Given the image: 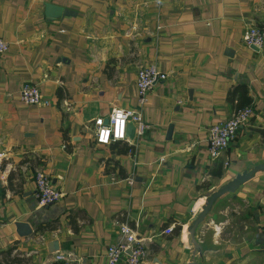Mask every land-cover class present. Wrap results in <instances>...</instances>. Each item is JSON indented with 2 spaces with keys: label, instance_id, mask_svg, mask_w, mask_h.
<instances>
[{
  "label": "crops",
  "instance_id": "obj_1",
  "mask_svg": "<svg viewBox=\"0 0 264 264\" xmlns=\"http://www.w3.org/2000/svg\"><path fill=\"white\" fill-rule=\"evenodd\" d=\"M46 4L71 14L47 19ZM250 26L264 27V0H0V264H106L121 224L142 264H185L204 194L264 163V45L241 42ZM149 66L166 76L140 110L150 130L131 155L96 145L93 120L137 109L135 74ZM23 84L49 107L22 104ZM240 88L252 117L212 161L206 129L238 109ZM38 171L61 193L43 208ZM198 236L196 264H264V173L216 200Z\"/></svg>",
  "mask_w": 264,
  "mask_h": 264
},
{
  "label": "built area",
  "instance_id": "obj_2",
  "mask_svg": "<svg viewBox=\"0 0 264 264\" xmlns=\"http://www.w3.org/2000/svg\"><path fill=\"white\" fill-rule=\"evenodd\" d=\"M241 42L245 46L259 50L264 45V31L258 27L250 26L243 32ZM6 49V43L0 40V55ZM165 78L166 76L158 72L153 66L138 69L134 80L137 109H112L105 118L94 119L92 122L94 143L99 146H107L116 142H124L128 146L126 153L131 155L133 143L126 138V124L131 123L133 126V138H140L150 130V126L142 120L140 110L146 104L147 94L152 86L157 82L164 81ZM18 98L22 104L37 108H46L50 105L37 87L32 84H23L18 90ZM251 117V108L244 106L235 109L225 121L209 125L206 129L208 158L212 161L218 159L229 143L233 141L237 131L247 124ZM3 157V154H0V159ZM110 181H116L114 174H110ZM124 181L128 186H131L132 180L130 178ZM33 185L35 203L39 208L50 206L61 197V193L50 186L49 180L40 171L34 172ZM171 232V226L162 231L165 235H169ZM104 254L106 264H142L147 257V250L136 239L134 231L127 225L121 224L118 226L115 241L106 246ZM52 264L82 263L69 255L55 253Z\"/></svg>",
  "mask_w": 264,
  "mask_h": 264
},
{
  "label": "water",
  "instance_id": "obj_3",
  "mask_svg": "<svg viewBox=\"0 0 264 264\" xmlns=\"http://www.w3.org/2000/svg\"><path fill=\"white\" fill-rule=\"evenodd\" d=\"M44 9L47 19L59 16H69L71 14V12L67 10L47 4L44 6ZM125 135L129 140L133 138V126L131 123L126 124ZM257 173H264V163L255 164L249 168L241 170L204 194L201 205L186 224L185 233L190 255L185 264H196L197 257H200L201 245L198 236V229L202 225L215 201L224 195L234 194L240 186L249 181ZM52 252H54V250H52Z\"/></svg>",
  "mask_w": 264,
  "mask_h": 264
},
{
  "label": "trees",
  "instance_id": "obj_4",
  "mask_svg": "<svg viewBox=\"0 0 264 264\" xmlns=\"http://www.w3.org/2000/svg\"><path fill=\"white\" fill-rule=\"evenodd\" d=\"M259 28L264 31V27H259ZM235 93L238 94L237 99H236L237 100L236 108H241V107H244V106H249L248 99L246 98L245 91L243 89L240 88V89H236L233 92H231L230 93V99L231 100H232V98H234L233 96H234Z\"/></svg>",
  "mask_w": 264,
  "mask_h": 264
}]
</instances>
